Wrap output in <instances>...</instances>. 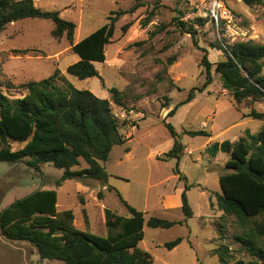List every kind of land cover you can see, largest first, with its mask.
<instances>
[{
    "label": "rangeland",
    "instance_id": "374dc122",
    "mask_svg": "<svg viewBox=\"0 0 264 264\" xmlns=\"http://www.w3.org/2000/svg\"><path fill=\"white\" fill-rule=\"evenodd\" d=\"M35 6L59 11L66 21L76 25L73 43L79 42L107 24L112 11H123L115 23L110 43L105 46V61L94 66L99 78L79 80L66 73L78 61L65 36L52 37L53 23L44 19H24L9 24L0 33V67L13 85L47 78L55 70L78 90H89L110 101L123 137V145L112 148L103 163L107 183L85 179L55 182L63 170L46 163L35 171L27 159L0 161V211L15 200L37 189L57 192V210H72L76 228L106 236L104 209L119 216L129 213L116 192L128 205L143 212L144 238L139 247L147 251L153 264H220L213 250L224 244L233 260L247 264L251 257L234 241L239 232L233 218H222L216 195L221 193L218 177L226 172L225 153L209 156L205 149L213 143L234 142L246 130L257 133L262 121L243 117L250 109L264 112V103L243 101L235 104L212 68V83L195 91V98L165 118L168 111L183 101L191 89L205 82L200 60L207 53L211 63L223 60V52L212 47L216 42L232 45L252 40L264 44V0L261 5L246 6L241 0H223L229 18L218 30L206 14L207 0H33ZM133 10L129 12V10ZM198 19H204L199 26ZM180 23H185L184 28ZM129 25L124 32L122 27ZM192 28L195 34L185 31ZM13 50H30L14 54ZM7 53L8 56H4ZM174 59V60H172ZM172 64H169V61ZM1 79H3L0 76ZM57 85L63 87L60 78ZM117 88L121 105L113 102L110 88ZM6 95L19 97L20 90L2 89ZM170 123L183 145L179 159H165L173 138L163 124ZM205 130L211 137L191 136L187 131ZM24 143H11L13 150ZM129 148V152L125 149ZM85 167L82 162L79 167ZM179 171L182 179L176 174ZM187 186L186 196L193 217L185 219L181 205L165 208L163 199L179 197ZM103 194L98 199V193ZM150 217L181 222L169 229H154L146 224ZM223 230V231H222ZM182 242L168 250L166 242ZM0 264H62L41 260L36 248L24 241H10L0 234Z\"/></svg>",
    "mask_w": 264,
    "mask_h": 264
},
{
    "label": "trees",
    "instance_id": "16d2710c",
    "mask_svg": "<svg viewBox=\"0 0 264 264\" xmlns=\"http://www.w3.org/2000/svg\"><path fill=\"white\" fill-rule=\"evenodd\" d=\"M241 2L253 6L261 5L263 0ZM122 14L124 12L120 10L112 11L107 24L73 43L76 25L62 19L59 11L43 10L35 6L33 0H0V33L9 24L20 20H50L53 23L52 37L59 40L65 36L79 58L66 68V73L79 80L99 78L104 86L94 63L105 61V46L110 43L115 23ZM198 22L199 26L204 25V19H198ZM180 26L184 28L185 23ZM128 27L125 25L122 30L125 32ZM185 32L192 38L195 34L190 27ZM212 47L222 51L224 59L211 63L204 50L199 64L204 70L205 82L198 89H191L165 118L174 116L179 107L190 103L196 90L202 92L212 83V68L235 104L247 100L264 103V44L249 40L223 45L219 41ZM11 52L25 55L30 50ZM169 64H172L171 60ZM0 76L3 78H0V161L27 159V165L35 171L50 163L63 170L55 182L56 187L66 180L81 182L85 179L105 185L108 175L103 163L114 146L123 145L129 139L121 135L110 101L89 90L75 89L59 70L47 78L17 86L5 79L1 67ZM58 78L63 87L57 85ZM2 89L20 90L24 94L12 97ZM109 93L114 104L121 105L117 88H110ZM243 117L262 121V127L255 134L246 130L244 136L234 142L213 143L205 152L211 157L218 153L228 155L224 165L226 172L218 177L221 193L216 195V206L222 212V218H233L237 225L239 232L234 241L251 257L247 264H264V112L252 108ZM165 118L163 124L174 140L165 159H179L183 145ZM186 134L211 137L205 130L187 131ZM13 142L24 144L13 150ZM125 152H129V148ZM82 162L85 167L75 170ZM176 174L182 179L178 170ZM187 189L185 186L180 194V208L185 219H190L193 211L186 196ZM116 194L129 216H119L104 209L106 236L76 228L72 210H57L54 189H37L1 210L0 234L10 241L32 244L41 260H55L62 264H153L151 255L138 246L144 238V213L128 205L118 192ZM102 198L103 194L99 192L98 199ZM146 224L154 229H169L181 222L150 217ZM181 242L182 238L177 237L166 242L164 247L172 250ZM212 252L220 264L232 263V252L227 245L222 244ZM234 264L244 263L236 261Z\"/></svg>",
    "mask_w": 264,
    "mask_h": 264
},
{
    "label": "built area",
    "instance_id": "2783aa9c",
    "mask_svg": "<svg viewBox=\"0 0 264 264\" xmlns=\"http://www.w3.org/2000/svg\"><path fill=\"white\" fill-rule=\"evenodd\" d=\"M206 14L212 26L218 30L222 21L229 18L223 0H207Z\"/></svg>",
    "mask_w": 264,
    "mask_h": 264
},
{
    "label": "crops",
    "instance_id": "0c3cea01",
    "mask_svg": "<svg viewBox=\"0 0 264 264\" xmlns=\"http://www.w3.org/2000/svg\"><path fill=\"white\" fill-rule=\"evenodd\" d=\"M162 203H163L165 208H169L171 205H173V207H178L181 205V203H179V197L178 196H177V198L167 196L166 198L163 199Z\"/></svg>",
    "mask_w": 264,
    "mask_h": 264
}]
</instances>
